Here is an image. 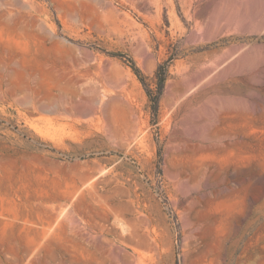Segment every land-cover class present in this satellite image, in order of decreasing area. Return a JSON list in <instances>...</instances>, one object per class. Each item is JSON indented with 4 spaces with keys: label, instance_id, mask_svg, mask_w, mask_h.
Masks as SVG:
<instances>
[{
    "label": "rangeland",
    "instance_id": "rangeland-1",
    "mask_svg": "<svg viewBox=\"0 0 264 264\" xmlns=\"http://www.w3.org/2000/svg\"><path fill=\"white\" fill-rule=\"evenodd\" d=\"M0 264H264V0H0Z\"/></svg>",
    "mask_w": 264,
    "mask_h": 264
},
{
    "label": "trees",
    "instance_id": "trees-1",
    "mask_svg": "<svg viewBox=\"0 0 264 264\" xmlns=\"http://www.w3.org/2000/svg\"><path fill=\"white\" fill-rule=\"evenodd\" d=\"M155 109H156V105H155Z\"/></svg>",
    "mask_w": 264,
    "mask_h": 264
},
{
    "label": "bare ground",
    "instance_id": "bare-ground-1",
    "mask_svg": "<svg viewBox=\"0 0 264 264\" xmlns=\"http://www.w3.org/2000/svg\"><path fill=\"white\" fill-rule=\"evenodd\" d=\"M90 81V80H89Z\"/></svg>",
    "mask_w": 264,
    "mask_h": 264
}]
</instances>
